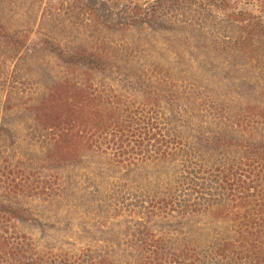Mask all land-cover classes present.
<instances>
[{
  "label": "trees",
  "instance_id": "trees-1",
  "mask_svg": "<svg viewBox=\"0 0 264 264\" xmlns=\"http://www.w3.org/2000/svg\"><path fill=\"white\" fill-rule=\"evenodd\" d=\"M69 9L0 10V264H264V0H156L149 62Z\"/></svg>",
  "mask_w": 264,
  "mask_h": 264
},
{
  "label": "rangeland",
  "instance_id": "rangeland-1",
  "mask_svg": "<svg viewBox=\"0 0 264 264\" xmlns=\"http://www.w3.org/2000/svg\"><path fill=\"white\" fill-rule=\"evenodd\" d=\"M156 0H0V10L4 11L15 25L21 24L24 28L37 29L40 25L52 26V19L56 17V13L65 8H69V11L73 15L83 14V21L93 29L94 26L97 33H93L95 40H110L114 43L120 42L122 39L124 43L131 45H139L140 47H146L143 52V60L149 62L151 60L166 61L172 52V44L167 41L165 33L160 32L156 34L149 29H145V25H137L140 23L139 19L142 16H147L151 13L153 5ZM236 1V0H235ZM82 4L83 10L81 11L77 5ZM52 16V19H47L48 15ZM132 24L129 27H123L121 29H110L109 25H124ZM60 29V28H58ZM54 40L71 42V43H88L91 38L86 34L77 33L69 38L59 30H55ZM58 39V40H57ZM122 43V42H120ZM37 55L33 59H37ZM60 212V211H59ZM77 212L72 210L70 217L77 218ZM65 212L61 217H64ZM86 220V221H85ZM90 226L94 221L82 218ZM75 222V223H76ZM64 234V233H61ZM99 235V234H98ZM92 235H86L80 230H75L69 233L68 237L64 236L58 241V245L65 246V248H82L89 241H91ZM67 246V247H66Z\"/></svg>",
  "mask_w": 264,
  "mask_h": 264
}]
</instances>
